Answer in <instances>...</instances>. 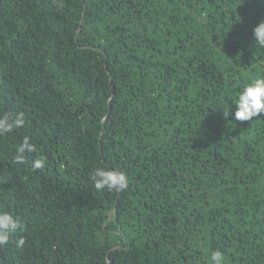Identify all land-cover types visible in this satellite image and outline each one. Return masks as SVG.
<instances>
[{
  "label": "trees",
  "instance_id": "1",
  "mask_svg": "<svg viewBox=\"0 0 264 264\" xmlns=\"http://www.w3.org/2000/svg\"><path fill=\"white\" fill-rule=\"evenodd\" d=\"M261 21L264 0H0V114L25 120L0 136L23 228L0 264H264V114L223 116L264 76Z\"/></svg>",
  "mask_w": 264,
  "mask_h": 264
},
{
  "label": "clouds",
  "instance_id": "2",
  "mask_svg": "<svg viewBox=\"0 0 264 264\" xmlns=\"http://www.w3.org/2000/svg\"><path fill=\"white\" fill-rule=\"evenodd\" d=\"M253 34L256 44L264 47V21H261L254 29ZM235 105L234 113L229 110L223 111V116L227 119L232 116L237 121H251L253 118L264 114V76L250 81L239 93L237 99L232 102ZM25 123L24 113H17L15 116L8 113L0 114V136L11 133L14 129L23 127ZM35 146L30 143L28 137L16 148L15 162L25 163V153L35 152ZM45 166V159H37L33 162V169H40ZM91 179L97 190L108 189L122 192L128 188L129 178L121 171L107 168H96ZM20 218L9 212L0 211V247L5 246L12 238L22 231ZM25 239L20 236L16 240V246L22 248ZM213 264H223L224 254L214 251L211 255Z\"/></svg>",
  "mask_w": 264,
  "mask_h": 264
}]
</instances>
